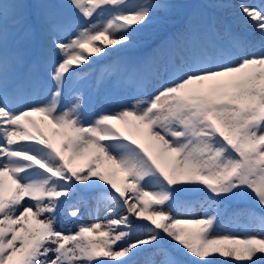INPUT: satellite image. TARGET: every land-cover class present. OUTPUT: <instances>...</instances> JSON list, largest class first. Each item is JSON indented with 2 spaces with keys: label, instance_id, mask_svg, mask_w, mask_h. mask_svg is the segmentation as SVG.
<instances>
[{
  "label": "snow or ice",
  "instance_id": "obj_1",
  "mask_svg": "<svg viewBox=\"0 0 264 264\" xmlns=\"http://www.w3.org/2000/svg\"><path fill=\"white\" fill-rule=\"evenodd\" d=\"M174 7L0 0V264H185L165 242L189 264H264V4L237 6L256 39L189 22L149 43ZM109 57L95 90L112 81L119 110L88 117L81 85ZM77 192L95 220L76 203L58 229ZM232 203L243 235L217 231Z\"/></svg>",
  "mask_w": 264,
  "mask_h": 264
},
{
  "label": "rangeland",
  "instance_id": "obj_2",
  "mask_svg": "<svg viewBox=\"0 0 264 264\" xmlns=\"http://www.w3.org/2000/svg\"><path fill=\"white\" fill-rule=\"evenodd\" d=\"M189 1L190 0H162V2L175 4L177 5V7L157 13L154 23L150 29V33L148 34L150 36L149 43H159L160 40L167 39L168 37L181 32L185 28V26L176 28V25H178L180 21H182L180 20V18L183 17V24L187 25L189 22H191L194 26L200 29H207L213 23H219L221 25H227L235 33L248 35L252 39H256L260 35L259 32H257L240 15L237 6L240 2H246L255 6H260L261 4H264V0H220L221 7L216 9L210 15L206 13L204 9L197 7V5L202 2V0H194L192 8L190 5H187ZM187 6L189 12L188 14H185V11H187ZM115 59L116 57H109L105 60L93 63L90 66L89 78L81 85V88L84 92L86 115L88 117H91L93 113H98L101 109H106L108 111L119 110L114 101L109 102L105 100L106 96L113 95L112 81H108L105 84L104 88L101 89L99 94L95 90L97 76L104 73L106 68L110 66V61ZM114 79L115 78H113V80ZM121 95L125 94L121 93ZM128 95H130V93ZM68 100L69 97L66 94L65 102L67 103ZM201 195L192 194L183 197V199L195 203L204 199V196ZM76 203H79V206L81 208V216L79 218L80 223L87 224L92 223L95 220L96 212L89 210L94 207L90 195L84 192H77L70 200H68L67 206H65V208L61 210L60 217L56 225L58 229H62L64 231H67L69 229H71L72 231L76 230L75 226L77 221L67 214L68 207ZM194 214L196 216L201 215L198 208L194 210ZM99 216L101 219H103L104 213L100 212ZM243 223L244 222H242L241 224ZM217 231L221 233L224 231H229L238 235L244 234V229L242 227H238L237 224H235L234 226H226L222 221L221 226L219 229H217ZM165 247L168 248V250L172 252V254L178 259L184 261L185 264H189L190 259H194L181 256L179 253L175 252V250L172 249L171 246L167 244V242H165ZM149 258H151L150 252L141 253L140 256L137 257V259L141 262ZM154 259L158 261L161 259V257L155 256Z\"/></svg>",
  "mask_w": 264,
  "mask_h": 264
},
{
  "label": "trees",
  "instance_id": "obj_3",
  "mask_svg": "<svg viewBox=\"0 0 264 264\" xmlns=\"http://www.w3.org/2000/svg\"><path fill=\"white\" fill-rule=\"evenodd\" d=\"M205 199H206V197H205ZM246 207H248V205H246L244 203H232V204H230L229 207H228V212L222 215L221 221L225 225H234V224H236L233 221L232 217H231V213L234 210L243 209V208H246ZM240 222H245L243 217L240 218ZM215 259H216V264H218V263L222 264L223 258H220V257L217 256Z\"/></svg>",
  "mask_w": 264,
  "mask_h": 264
}]
</instances>
